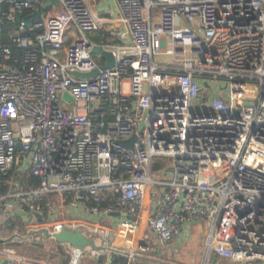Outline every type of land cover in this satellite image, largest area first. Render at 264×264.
<instances>
[{
    "label": "built area",
    "instance_id": "1",
    "mask_svg": "<svg viewBox=\"0 0 264 264\" xmlns=\"http://www.w3.org/2000/svg\"><path fill=\"white\" fill-rule=\"evenodd\" d=\"M45 1L0 0V175L17 165L38 178L15 194V207L33 215V199L57 193L62 208L99 212L114 197L105 210L119 207V219L91 224L92 254L111 248L110 233L132 236L143 226L166 242L204 220L200 264H264V0H116L108 18L85 0ZM70 25L78 36L66 43ZM110 25L116 42L86 36ZM94 46L111 51L112 66L100 67L106 59ZM167 54L171 61L155 59ZM203 101L202 112L192 109ZM157 158L170 166L168 178L151 174ZM3 199L1 225L13 212ZM64 216L13 225L0 264H42L18 245L32 229L56 241L54 233L87 223ZM69 247V264H79L84 248ZM116 249L127 264H160L138 258L150 249L141 242Z\"/></svg>",
    "mask_w": 264,
    "mask_h": 264
},
{
    "label": "crops",
    "instance_id": "2",
    "mask_svg": "<svg viewBox=\"0 0 264 264\" xmlns=\"http://www.w3.org/2000/svg\"><path fill=\"white\" fill-rule=\"evenodd\" d=\"M85 2L91 7L92 11L101 16V17H114L116 15V13L118 12V5H117V2L116 0H85ZM116 30V27H114V25H110L109 27L108 26H105L104 28H100V29H97L95 31H92V32H87L86 33V36L88 37L89 40L95 42V43H103V42H116V38L112 36V32H114ZM78 36V33L76 31V29L70 25L69 26V29L68 31L66 32V35H65V42L66 43H69L70 41H72L74 38H76ZM165 160H160V159H155L152 163V166H151V174L154 176V177H162V178H168L171 174V168L170 166H165V164H167V162ZM165 163V164H164ZM13 168L19 172H21L23 175L29 177L31 175H26L24 173V171H20L18 169V166L17 165H14ZM11 178V181H9V179ZM4 181V183H8V185H12L13 181H14V176L11 175L10 177H8L7 179H2L0 177V181ZM38 185V184H37ZM36 185V186H37ZM27 187L25 186H19V189L18 191H23L24 189H26ZM32 189V188H31ZM18 191H16L18 193ZM10 192L8 189H6V191L4 193H2L0 195V197L4 196V199L1 200V201H5L6 202V210L7 211H13L12 212V215L10 216V218L8 219V221L4 224V225H1L0 224V242H6V243H11V234H12V231H13V225L17 224H25L27 222H31V223H38L39 221L41 220H47V221H53L55 219H59V218H62L61 217V214L62 212H64L65 216L64 217H73V218H76L80 221H85L87 223H82V222H79L78 225L73 228V229H80L81 232L83 233V235L86 236L87 239H91L94 241V243L97 245L98 247V239L96 238V234L92 232V226L91 224L94 223V222H101L102 224L106 225L108 223L109 226H114L116 225L118 219H119V215L118 214H113V212H117L119 213L118 209L119 207L117 206H114V211H106L105 208L108 206H106L105 208L100 209L99 212H91V211H87L83 205L81 204H78L77 206H70V205H65L64 208H62L61 206H63L61 204V206L59 205V202H60V196L57 194V193H51L52 194V197H54V202L56 207L54 210H52V204H50V207L51 209H49L50 211L48 212V219H43V217L41 216V212L40 211H37V213H39V219L38 217L35 216V213H33V215H31V213H29L28 209L24 211H19L17 207H15L18 202H19V199L18 197L16 196L15 198H17L16 200L14 198H8L10 197L11 195L13 194H10L8 193ZM6 194H9V196H5ZM59 196V197H58ZM34 201V199H33ZM16 203V204H15ZM38 205V204H37ZM63 210H62V209ZM56 209H60V211H56ZM39 210V209H38ZM120 214V213H119ZM20 217V218H19ZM194 223H201L202 226L205 227V234H204V238L208 232V222L207 221H204V220H199V221H192V222H188V223H185L183 225V227L180 229V231L172 238L170 239L169 243H166L167 244V248H169L170 250L172 249L173 250V246H175V242L178 238H182L185 236L188 228L192 227V225H194ZM196 226V225H195ZM197 230H199V228L196 226ZM137 233H140L138 234L135 238H134V235L137 234ZM23 234H27L26 232H23ZM133 234L132 236L130 235H123V234H120V233H113V234H109L108 238H109V241L111 243V248H119V247H124L125 251L127 250H132V248H134L135 246V243H138V242H141L145 245H150L149 242H148V239L151 238V235H149V232H146V230L143 229V226L140 227L136 233ZM150 234H152L153 238H156V236L150 232ZM23 236H28V241H25L24 243H29V242H33V241H38V240H41L43 241V239L47 240L48 238L46 237H42L40 235L39 232H36V229H32V231L27 234V235H23ZM137 238V239H136ZM127 239L131 240V242L127 243ZM136 239V240H135ZM157 239V238H156ZM50 240L51 242H53L56 246H57V241H54L52 239H48ZM158 240V239H157ZM205 241V239H204ZM24 243L18 245V251H19V247H21ZM200 243H201V240H200ZM165 244V245H166ZM204 245V243H203ZM61 246H62V249H70L71 247H69L67 244H62L61 243ZM64 246V247H63ZM150 247V246H149ZM99 248V247H98ZM97 248V249H98ZM153 246L146 252H143L145 254H142V255H147L145 256V258L148 257L149 253H151L153 251ZM93 249L92 246H86L84 248V253H90V250ZM95 249V250H97ZM20 253H22L21 251H19ZM99 253H104L106 255V260L105 262L101 263V264H107L109 261H110V250L107 249L106 251L104 252H99ZM140 253V252H139ZM24 254V253H22ZM98 254V253H96ZM95 254V255H96ZM25 255V254H24ZM69 255V254H68ZM94 255V254H93ZM29 257V256H27ZM31 258V257H30ZM35 259V258H34ZM70 259V257H69ZM37 260V259H36ZM172 260V259H171ZM226 260V259H224ZM38 261V260H37ZM219 263L218 264H232L228 261L222 263L221 262V259L218 260ZM201 262V261H200ZM67 263H68V260H67ZM167 263H175V264H186V263H181L179 262L178 260H173L172 261H167ZM62 264H66V263H62ZM148 264V263H147ZM197 264H200V263H197ZM255 264H259V263H255Z\"/></svg>",
    "mask_w": 264,
    "mask_h": 264
},
{
    "label": "rangeland",
    "instance_id": "3",
    "mask_svg": "<svg viewBox=\"0 0 264 264\" xmlns=\"http://www.w3.org/2000/svg\"><path fill=\"white\" fill-rule=\"evenodd\" d=\"M157 61H171V55L167 54L165 56L155 57ZM205 106V101L201 103L193 102L192 109L197 112H202ZM11 181V178L9 179ZM10 194H13L12 196L8 198H14L16 197V191H12L11 188H8ZM18 192H21L18 191ZM56 207L55 203H52V210H54ZM62 209V208H61ZM63 210V209H62ZM56 211H60V209H56ZM108 225V223L106 224ZM199 228L197 230L196 226ZM144 229V228H143ZM146 232H149V235H151V238L148 239L150 248L153 246V251L149 253L148 257H152L154 259L159 260L160 264H166L167 261L178 260L181 263L186 264H197L200 263L203 252H204V234H205V227L201 225V223H194L192 227L188 228L186 234L182 238H178L175 242V246H173V250L167 248V244L169 242H161L157 240L156 238H153L152 234H150V231L147 229ZM140 233H137L134 235V238ZM137 239V238H136ZM135 239V240H136ZM201 240V243H200ZM166 244V245H165ZM64 247V246H63ZM19 251L24 253L26 256H29L31 258L37 259L42 264H62V260L66 259L65 257H68V263L69 264L71 260V250L69 249H62L58 248L53 242L50 240L43 241H33V242H27L24 243L21 247H19ZM149 252V251H148ZM69 254V255H68ZM145 254V253H142ZM141 252H138V258L142 257L145 258L147 255H142ZM70 257V259H69ZM172 259V260H171ZM228 260L222 261V263L226 262ZM229 262V261H228Z\"/></svg>",
    "mask_w": 264,
    "mask_h": 264
},
{
    "label": "trees",
    "instance_id": "4",
    "mask_svg": "<svg viewBox=\"0 0 264 264\" xmlns=\"http://www.w3.org/2000/svg\"><path fill=\"white\" fill-rule=\"evenodd\" d=\"M6 7V5H4ZM23 17L22 13H17L16 14V21L21 20ZM2 40L7 42L8 38L6 37V30H2ZM11 175L14 176V181L12 185H8V183H4L5 180L0 181V195L6 191V189L11 188L12 191H18L19 186H25L27 187L26 189H31L35 187L38 184V178L35 176H25L21 172L18 173L14 168L9 170L6 174H1L0 177L2 179H7ZM54 197H52L51 193H47L43 196H40L39 198H35L34 202L38 204L39 206V211L41 212V216L43 219H48V212L51 209L50 204L54 202ZM109 204H115V199L114 197L111 198L109 196H105L98 204V208H105ZM20 218V217H19ZM57 247L60 248L62 251V246L61 243H57ZM110 261L107 264H127V259H126V254L124 251H120L118 249L110 248ZM125 250V249H124ZM66 259L62 260V263H67L68 257H65ZM106 260V255L104 253H98V254H90V253H83L80 260L79 264H101L105 262ZM222 261H225L224 259H221ZM132 264H147L145 262H142L140 260L135 261Z\"/></svg>",
    "mask_w": 264,
    "mask_h": 264
},
{
    "label": "water",
    "instance_id": "5",
    "mask_svg": "<svg viewBox=\"0 0 264 264\" xmlns=\"http://www.w3.org/2000/svg\"><path fill=\"white\" fill-rule=\"evenodd\" d=\"M49 3H57V0H47V1H45L43 3V7H46ZM38 14H39V11L35 10L32 13V17H37ZM23 22L26 25H30L31 24V20L29 18H27V17L23 18ZM92 52L93 53H97L98 52L106 59V62L100 64V67H109V66L113 65L114 57H113V55H112L110 50L103 49V48H101V46H94L93 49H92ZM96 72H97V70H93V71H90V72L74 71V75L80 76V77H88L90 75L95 74ZM63 96L65 98H67L68 100L70 99V95L68 93H66V92L63 93ZM134 139H135V136L133 135L129 139H126V140L122 141V143L125 146L129 147ZM17 148L19 149L20 146L17 145ZM113 214H118L119 215V213H117V212H113ZM35 216L38 217V219H39V213L36 212ZM53 237L59 243H67V244H69L71 246H77L79 248H85L88 245L92 246L93 249H97L98 248L93 240L87 239L86 236L83 235V233L81 232L80 229H67V228H64L61 231L54 233ZM232 247H233L234 251L239 250L238 247L235 245V243H233ZM212 261L215 262L216 258H213ZM37 262L41 263L39 261H37Z\"/></svg>",
    "mask_w": 264,
    "mask_h": 264
},
{
    "label": "bare ground",
    "instance_id": "6",
    "mask_svg": "<svg viewBox=\"0 0 264 264\" xmlns=\"http://www.w3.org/2000/svg\"><path fill=\"white\" fill-rule=\"evenodd\" d=\"M97 244V243H96Z\"/></svg>",
    "mask_w": 264,
    "mask_h": 264
}]
</instances>
